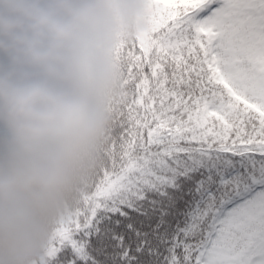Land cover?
Here are the masks:
<instances>
[{"label": "snow or ice", "instance_id": "6c2138e0", "mask_svg": "<svg viewBox=\"0 0 264 264\" xmlns=\"http://www.w3.org/2000/svg\"><path fill=\"white\" fill-rule=\"evenodd\" d=\"M96 162L35 264H264V0H148Z\"/></svg>", "mask_w": 264, "mask_h": 264}, {"label": "clouds", "instance_id": "9594fccd", "mask_svg": "<svg viewBox=\"0 0 264 264\" xmlns=\"http://www.w3.org/2000/svg\"><path fill=\"white\" fill-rule=\"evenodd\" d=\"M148 0H0V264H35L92 170Z\"/></svg>", "mask_w": 264, "mask_h": 264}]
</instances>
